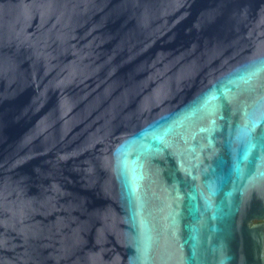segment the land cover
Returning <instances> with one entry per match:
<instances>
[{"label":"water","instance_id":"obj_1","mask_svg":"<svg viewBox=\"0 0 264 264\" xmlns=\"http://www.w3.org/2000/svg\"><path fill=\"white\" fill-rule=\"evenodd\" d=\"M0 264H264V0H0Z\"/></svg>","mask_w":264,"mask_h":264}]
</instances>
